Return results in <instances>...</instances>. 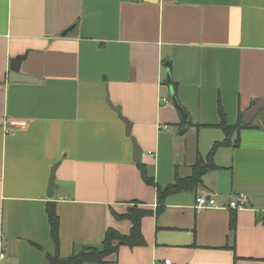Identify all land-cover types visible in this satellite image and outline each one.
Wrapping results in <instances>:
<instances>
[{"label": "crops", "instance_id": "1", "mask_svg": "<svg viewBox=\"0 0 264 264\" xmlns=\"http://www.w3.org/2000/svg\"><path fill=\"white\" fill-rule=\"evenodd\" d=\"M26 52L21 73L37 83H10L11 60ZM263 97L264 0H0V264H48L51 200L62 258L100 247L108 228L128 234L113 212L157 208L138 164L162 187L189 177L225 138L220 105L234 126ZM240 136L196 191L143 219L145 246L121 247L110 264H264V126ZM240 194L243 211L196 208L199 195L227 206Z\"/></svg>", "mask_w": 264, "mask_h": 264}, {"label": "trees", "instance_id": "2", "mask_svg": "<svg viewBox=\"0 0 264 264\" xmlns=\"http://www.w3.org/2000/svg\"><path fill=\"white\" fill-rule=\"evenodd\" d=\"M170 68V66L168 67ZM263 112V111H262ZM261 112V113H262ZM260 113V114H261ZM244 112L239 114L238 122L234 126H230L227 122V117L220 105L219 116L220 123L217 126L225 135L222 141L216 142L206 158L197 157V161L192 168V174L187 178H181L178 173L175 175L174 182L167 186H160L156 183L155 178L150 176L148 169L143 164H138L144 183L152 187L157 192V208L156 210L144 209L138 207V204L130 208L126 214L117 215L113 212L116 219L128 220L131 223V230L128 234H122L114 228H108L104 240L100 247L87 248L85 251L73 254L69 258H62L60 251V218L57 213L56 203L49 201L46 206V212L50 225V236L55 245L54 254H45V259L48 264H110L109 258L118 254L119 249L123 246L135 248L145 246L146 241L142 232V221L148 216H160L167 207V200L173 195L180 193L196 191L202 184L203 177L211 170L216 169L214 163L216 152L222 147L238 148L241 143V132L245 129H258L260 126L255 124L256 119L250 125H244L242 121ZM264 122V118H263ZM184 124V123H183ZM188 122L186 126L190 125ZM264 126V125H263ZM235 212V211H234ZM237 229V217L235 213L231 214L229 230L233 234L235 242V234ZM234 250V246L231 247Z\"/></svg>", "mask_w": 264, "mask_h": 264}, {"label": "water", "instance_id": "3", "mask_svg": "<svg viewBox=\"0 0 264 264\" xmlns=\"http://www.w3.org/2000/svg\"><path fill=\"white\" fill-rule=\"evenodd\" d=\"M73 30V27L65 31L62 36L65 37L69 32ZM28 52H26L23 55H18L15 58L11 60V65H10V73L8 76V81L10 83H37V80L31 76L23 75L21 73V68L23 62L27 59L28 57ZM168 82L170 83V75L168 74ZM171 102L173 106L177 109V111L180 113L182 120L185 124H187L190 121V117L187 114V112L183 109V107L179 104L178 99L175 95V93L172 91L171 92ZM107 103L109 106L116 112H120V107L114 106L109 100H107ZM264 110V97L254 101L251 108L247 111L244 112L242 121L244 125H250L251 123L254 122L256 119L257 115ZM120 119L125 123L126 125V135L127 137L131 138V141L134 146V161L136 163L141 162L143 151L141 147L139 146L137 140L135 137L132 135V128L133 124L131 121H129L127 118L123 117L121 113H119ZM187 128V127H186ZM60 163H57L54 165V167L51 169V175L49 179V189H48V196L49 198H53L54 192L56 189V172L59 167Z\"/></svg>", "mask_w": 264, "mask_h": 264}, {"label": "built area", "instance_id": "4", "mask_svg": "<svg viewBox=\"0 0 264 264\" xmlns=\"http://www.w3.org/2000/svg\"><path fill=\"white\" fill-rule=\"evenodd\" d=\"M166 102V99H163ZM164 128H168L164 126ZM248 197L245 194H240L237 198L231 200L227 206H219L215 198L208 195H199L196 198V208L197 209H223V210H233L236 212L243 211L247 209ZM4 255L1 254V258ZM162 264H175L171 259H165Z\"/></svg>", "mask_w": 264, "mask_h": 264}, {"label": "rangeland", "instance_id": "5", "mask_svg": "<svg viewBox=\"0 0 264 264\" xmlns=\"http://www.w3.org/2000/svg\"><path fill=\"white\" fill-rule=\"evenodd\" d=\"M262 112V111H261ZM260 112V113H261ZM259 113V116H258V118H257V120L255 121V124L257 125V126H262V125H264V122H263V118H264V110H263V112L260 114Z\"/></svg>", "mask_w": 264, "mask_h": 264}]
</instances>
